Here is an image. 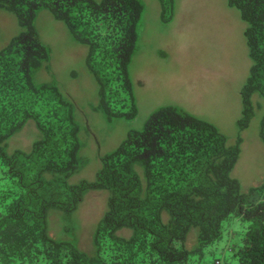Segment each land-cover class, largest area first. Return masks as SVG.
Here are the masks:
<instances>
[{"label":"trees","instance_id":"16d2710c","mask_svg":"<svg viewBox=\"0 0 264 264\" xmlns=\"http://www.w3.org/2000/svg\"><path fill=\"white\" fill-rule=\"evenodd\" d=\"M161 1L168 20L174 0ZM228 4L247 23L252 59L240 90L242 131L255 115L253 95L264 99V0ZM0 8L24 28L0 50V264H264V183L244 190L232 174L241 134L230 144L215 124L176 105L160 107L142 130H130L101 157L95 178L73 181L86 166L82 129L74 102L55 83L35 78L50 57L36 31L38 12L48 9L88 46L101 87L94 110L134 119L129 66L142 0H0ZM29 119L38 130L32 148H9ZM260 138L264 144V113ZM91 190L107 199L83 243L76 212ZM192 230L197 241L189 245Z\"/></svg>","mask_w":264,"mask_h":264},{"label":"rangeland","instance_id":"374dc122","mask_svg":"<svg viewBox=\"0 0 264 264\" xmlns=\"http://www.w3.org/2000/svg\"><path fill=\"white\" fill-rule=\"evenodd\" d=\"M142 1L145 9L139 23L138 47L129 66L138 105L134 119H108L103 112L94 110L101 87L88 64V46L73 39L64 22L56 20L48 9L38 12L36 31L49 48L50 57L35 78L40 83H55L74 102L82 129L80 154L86 166L74 175L73 181L95 178L101 157L127 138L130 130H142L160 107L176 105L215 124L230 144L236 143L241 134V153L232 174L244 190L261 186L264 99L258 93L252 97L256 110L249 126L241 131L237 124L242 114L240 90L252 66L244 36L247 23L240 11L228 0H174L172 17L166 20L164 15L168 16L170 10H164L161 0ZM23 30L16 14L0 8V50ZM83 127L88 133L84 134ZM37 136L35 120L29 119L11 137L9 148L30 150ZM99 191L91 190L76 212L83 243L91 239L103 214L107 194ZM196 241V230H192L188 244ZM218 245L217 253L223 254L225 241Z\"/></svg>","mask_w":264,"mask_h":264}]
</instances>
